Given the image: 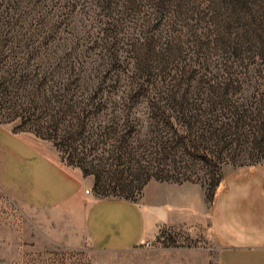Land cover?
Returning a JSON list of instances; mask_svg holds the SVG:
<instances>
[{
    "label": "rangeland",
    "instance_id": "374dc122",
    "mask_svg": "<svg viewBox=\"0 0 264 264\" xmlns=\"http://www.w3.org/2000/svg\"><path fill=\"white\" fill-rule=\"evenodd\" d=\"M243 3L0 0V118L20 114L0 124V264H219L217 186L264 165V0ZM31 149L78 200L43 190ZM96 201L137 210L142 242H97Z\"/></svg>",
    "mask_w": 264,
    "mask_h": 264
},
{
    "label": "crops",
    "instance_id": "0c3cea01",
    "mask_svg": "<svg viewBox=\"0 0 264 264\" xmlns=\"http://www.w3.org/2000/svg\"><path fill=\"white\" fill-rule=\"evenodd\" d=\"M31 151L34 156L28 173L37 174L44 184L43 190L48 192L47 185L51 180L61 202L78 200L82 195L79 181L70 174L64 176L57 164L43 157L40 160L38 154ZM108 203L112 202L96 201L85 212V225L97 242L110 248L141 243L145 235L137 210L129 207V214L109 212L105 206ZM162 206L161 201L153 204V226L166 218L167 209ZM120 218L122 227L116 222ZM209 220L220 247L219 264H264V165L226 173L211 202Z\"/></svg>",
    "mask_w": 264,
    "mask_h": 264
},
{
    "label": "trees",
    "instance_id": "16d2710c",
    "mask_svg": "<svg viewBox=\"0 0 264 264\" xmlns=\"http://www.w3.org/2000/svg\"><path fill=\"white\" fill-rule=\"evenodd\" d=\"M225 5L228 6V7H230L232 10L233 9L236 10L237 7L243 6L244 3H243V0H225ZM1 108L4 110V113L1 116L2 118H0V124H12L18 117H20V114L13 113L11 108H5L3 106ZM24 124H25V122L23 120V122L21 123L20 126L14 128V132H18V131H21V132L30 131L28 129L24 130L22 128V125H24ZM213 195H214V193H213ZM102 197L103 198H110V197H113V196L107 194V195H104ZM119 197H121L122 199H125V200H132V197L130 195H121V196L119 195Z\"/></svg>",
    "mask_w": 264,
    "mask_h": 264
},
{
    "label": "built area",
    "instance_id": "2783aa9c",
    "mask_svg": "<svg viewBox=\"0 0 264 264\" xmlns=\"http://www.w3.org/2000/svg\"><path fill=\"white\" fill-rule=\"evenodd\" d=\"M86 192H88V191H86ZM149 244H150V243H149L148 241H147V242H145V245H146V246H148Z\"/></svg>",
    "mask_w": 264,
    "mask_h": 264
}]
</instances>
